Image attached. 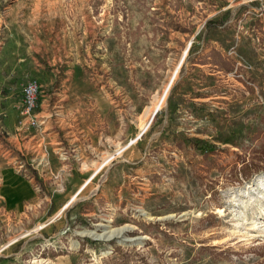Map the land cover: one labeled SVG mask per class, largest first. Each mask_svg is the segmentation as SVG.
<instances>
[{
    "label": "rangeland",
    "instance_id": "obj_1",
    "mask_svg": "<svg viewBox=\"0 0 264 264\" xmlns=\"http://www.w3.org/2000/svg\"><path fill=\"white\" fill-rule=\"evenodd\" d=\"M29 79L105 99L69 176L6 126ZM262 145L264 0H0V166L37 193L0 206V264H264V170L234 180Z\"/></svg>",
    "mask_w": 264,
    "mask_h": 264
},
{
    "label": "crops",
    "instance_id": "obj_2",
    "mask_svg": "<svg viewBox=\"0 0 264 264\" xmlns=\"http://www.w3.org/2000/svg\"><path fill=\"white\" fill-rule=\"evenodd\" d=\"M90 100L93 102V108L97 109V112L94 111L93 114H86L82 111L68 112L65 110L64 106H57L59 103L58 101L48 104V101L45 99L39 100L37 117L42 119V123L34 130V133L36 132V134H34V136L32 135L33 138H29L27 141L17 145L27 150L26 148H28V144L31 139H34L35 143L42 142L47 150V169L49 171L61 172L64 176H69L68 171L70 170L69 168L71 165L70 162L66 158L65 161L63 157L64 155H68L70 150L69 147L78 149L81 141L83 142L85 138L88 137V132H90L89 126L83 127L81 121L90 116L97 117L96 119H99L100 117L104 118L106 114L104 110L100 109V105L101 108H104V97L98 95ZM90 100L85 99L84 104L86 106H90ZM63 103H67V101H63ZM19 109L20 107L18 103L15 107H11L12 112L7 110L5 111L6 126H9L10 123L11 126L14 125ZM39 137L41 138L40 140L38 139ZM37 153L36 149V153L33 156L34 158H36ZM30 155L32 156L33 154ZM36 195L37 193L33 189L31 181L26 180L21 175L13 171L8 162L0 166L1 207L3 206L9 211L22 208L23 206L34 202L37 199ZM105 212L108 213H104V216H113L111 211ZM104 221L106 223L107 221L110 222L109 218Z\"/></svg>",
    "mask_w": 264,
    "mask_h": 264
},
{
    "label": "built area",
    "instance_id": "obj_3",
    "mask_svg": "<svg viewBox=\"0 0 264 264\" xmlns=\"http://www.w3.org/2000/svg\"><path fill=\"white\" fill-rule=\"evenodd\" d=\"M40 86L34 79L24 82L21 88V106L18 114V125L21 131L34 128L42 123L37 117L36 111L39 107Z\"/></svg>",
    "mask_w": 264,
    "mask_h": 264
},
{
    "label": "trees",
    "instance_id": "obj_4",
    "mask_svg": "<svg viewBox=\"0 0 264 264\" xmlns=\"http://www.w3.org/2000/svg\"><path fill=\"white\" fill-rule=\"evenodd\" d=\"M212 54V53H211ZM213 54L218 55V53L213 52ZM264 170V145H262L257 151H254L252 157L247 159H242L240 161V167L237 170V175L239 180L235 177V182L247 181L252 175L257 174Z\"/></svg>",
    "mask_w": 264,
    "mask_h": 264
}]
</instances>
